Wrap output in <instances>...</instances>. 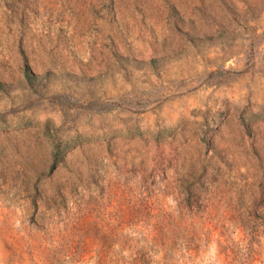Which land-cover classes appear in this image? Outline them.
Wrapping results in <instances>:
<instances>
[{
	"label": "rangeland",
	"instance_id": "rangeland-1",
	"mask_svg": "<svg viewBox=\"0 0 264 264\" xmlns=\"http://www.w3.org/2000/svg\"><path fill=\"white\" fill-rule=\"evenodd\" d=\"M0 264H264V0H0Z\"/></svg>",
	"mask_w": 264,
	"mask_h": 264
}]
</instances>
